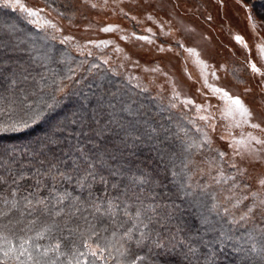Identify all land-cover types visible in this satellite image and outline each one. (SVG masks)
<instances>
[{
	"label": "snow or ice",
	"instance_id": "1",
	"mask_svg": "<svg viewBox=\"0 0 264 264\" xmlns=\"http://www.w3.org/2000/svg\"><path fill=\"white\" fill-rule=\"evenodd\" d=\"M113 3L119 7L125 0ZM129 3L170 38L169 47L157 46L159 52L172 51L174 45L187 54L186 62L191 58L200 67L205 102L183 96L168 77L167 104L160 94L151 97L153 111L139 98L148 92L139 77H128V84L136 80L128 88L111 78L120 76L118 71L102 66L109 59L75 61L68 51L58 50L52 41L72 44L80 56L91 57L92 48L113 43H80L63 35V27L48 16L56 11L73 25L78 11L74 0H66L64 11L53 9L48 0L43 7L0 0V7L19 11L36 29L29 32L7 20L0 24V264H264V173L253 187L247 183L248 167L237 162L264 168V137L244 131L264 133V71L252 61L245 38L235 34V42L248 51L247 67L261 77L253 101L258 107L253 108L228 85L209 82L210 67L212 78H221L217 66H210L196 45L189 46L194 27L173 29L170 21L156 18L154 13L165 11L164 0ZM218 3L224 6L223 0ZM81 4L106 8L109 0ZM236 4L245 12L264 61V37L258 31L264 30V3L259 20L255 5L245 0ZM119 12L129 16L124 8ZM130 19L141 22L135 15ZM213 19L205 16L207 22ZM91 28L89 23L85 31ZM99 31L124 30L109 24ZM144 31L151 35L132 32L120 39L154 44L156 33L150 27ZM201 39L210 37L201 34ZM115 51L124 53L118 46ZM123 59L139 66L127 53ZM218 67L227 72L226 65ZM144 71L167 77L158 66ZM253 91L245 87L244 94ZM179 107H194L203 126L183 115L159 118ZM213 109L229 129L241 130L238 137L229 132L231 157L213 148ZM36 128L40 134H31ZM205 149L215 155L205 156ZM196 156L203 157L199 164ZM213 185H228L227 194L221 198Z\"/></svg>",
	"mask_w": 264,
	"mask_h": 264
},
{
	"label": "rangeland",
	"instance_id": "2",
	"mask_svg": "<svg viewBox=\"0 0 264 264\" xmlns=\"http://www.w3.org/2000/svg\"><path fill=\"white\" fill-rule=\"evenodd\" d=\"M22 2L29 7H43L45 0H22ZM48 2L51 3L53 9L64 11L63 4L66 0H48ZM93 2H96L98 5L103 4V0H93ZM164 3L166 5L165 11L154 13L158 20L160 17H163L164 20L170 21V26L173 29L182 28L184 25H189L196 29V32L193 34L194 38L188 42L189 46L196 45L198 50L202 52V58L205 59L210 66H217L215 69L216 74L221 78L219 81L214 80L210 74L213 68L210 67L208 69L209 82L228 85L233 93L241 95L250 106L257 108L258 105L253 101L254 98L258 99L257 94L259 88L257 84L260 82L261 77L258 75L255 77L253 76L250 68L247 67L245 63V56L248 55V51L242 45L237 44L233 36L239 34L245 38L251 49L252 61L255 62L258 67H261L262 71H264V61H261L258 54V39L251 33L247 20L245 19V12L236 4V0H223V7L219 5L218 0H164ZM245 3L249 2L245 0ZM262 3H264V0L249 3L255 5L253 14L254 10L258 13L262 12L259 7ZM74 5L78 11L73 25L71 26L68 24L67 19L58 16L56 11H51V14L48 16L53 22L63 27V35H72L75 37L76 41L80 43H85L89 39L97 42L109 40L113 43L106 48H92L93 55L91 57L80 56L72 47V44L66 47L61 45L59 40L52 41L51 43L54 44L58 50L68 51L75 61L88 59L90 63H100L101 58L109 59V64L102 66L104 68L111 67L120 73L118 77H111L113 80H116V84L124 83L126 87L131 88L132 85L136 83V80L133 79L132 83L128 84V77H139L140 83L148 88V92L141 93L139 97L145 104L154 106L155 102L151 97L157 96L158 94L164 97V103L167 104V97L171 92L168 77L173 78L177 82L183 96L192 98L196 103L205 102V96H202L200 93H206L207 89L203 88L200 67L196 65L191 58H188L186 62L185 58L187 54L175 48L174 45H172V51L159 52L157 46L163 45L165 48L169 47L171 43L170 38L162 35L156 24L145 20L141 10L137 9L133 4H130L129 0H125V3L120 4L119 7L114 5L113 0H109L108 7L106 8L101 6L93 9L88 5L81 4V0H74ZM119 8H124V10L129 13V16H123L119 12ZM2 9L7 13H0V18L2 16L3 18H9L7 20L18 24L27 31H29L28 29H32L33 33L36 31L34 26L26 23L23 14L19 11L12 12L10 9ZM168 12H170L171 15L165 14ZM207 14L213 16V21L207 22L205 20ZM133 15L137 16L138 20L141 22L136 23V21L131 20L130 17ZM256 17L259 20V17ZM89 23L92 25V28L86 32L85 26ZM109 24L119 25L124 31L113 33L99 31L101 27ZM149 27L156 33V36L153 37L155 43L152 45L144 41L136 40L134 37L130 38L128 41L120 39L121 35H130L132 32H135L137 35H151L144 31V29ZM164 27L165 31H167L169 24H166ZM258 31L260 32V36L264 37V30L258 29ZM201 34L209 36L210 40L203 41L201 39ZM57 35L59 36L61 34ZM117 46L123 49L124 53L131 55L133 60H139V66L125 61L123 59L124 53L115 51ZM73 64L75 67V63ZM121 64H123L124 67H120ZM221 64L227 66V72L218 67ZM153 66H158L163 73H167V77L161 73L144 71L145 67ZM85 67H87V65ZM153 80L155 81L154 83L151 82ZM160 86H163V92H161ZM245 87L253 88V93L245 95ZM133 91L139 92V89H133ZM211 102L214 105L217 103L215 98H211ZM213 112L216 115V130L214 132L209 131V135L213 141V148L225 151L228 157H231L232 149L228 147L230 139L229 132L238 137L241 130L229 129L227 127L228 121L220 118V114L216 109H213ZM170 114L174 119L183 115L186 118L196 120V111L194 107H192L191 110L179 107L178 109L171 110ZM196 122L203 126V122L199 120H196ZM188 127L191 128L190 125ZM244 131H253L254 135L264 137V133L258 130L245 128ZM221 136H224L225 139H221ZM204 155L214 156L215 153H209L207 149H205ZM202 158L201 156L195 157L198 164ZM237 162L240 163L242 167H248L249 178L247 183L255 187L256 177L264 173V168L247 165L246 161H240L239 158H237ZM224 170L226 174L231 172L227 163L224 165ZM195 178L200 179L201 177L197 175ZM204 180L208 181V177L205 176ZM213 189L216 192H220L222 198L223 195L227 194L228 185H213Z\"/></svg>",
	"mask_w": 264,
	"mask_h": 264
},
{
	"label": "trees",
	"instance_id": "3",
	"mask_svg": "<svg viewBox=\"0 0 264 264\" xmlns=\"http://www.w3.org/2000/svg\"><path fill=\"white\" fill-rule=\"evenodd\" d=\"M246 1H248L249 3H254V2H258V1H260V0H246ZM0 13H7V12H6L5 10H3L2 8H0ZM254 14L260 18V15L262 14V12H261V13H258V12H256V11L254 10ZM0 19H1L0 24H3V22L6 21V20L9 19V18H3V16H2ZM7 21L13 23V22L10 21V20H7ZM28 30H29V32H32V31H33L32 29H28ZM73 65H74V64H73ZM73 65H72V66H73ZM54 67H55V66H54ZM73 67H74V66H73ZM60 70H61V71H64L65 69H64L63 66H60ZM117 80H118V79H117ZM114 81H116V80H114ZM117 82H118V81H117ZM153 111H155V107H154V106H153ZM169 114H170L169 112H168V113H165V112H164V113H161L159 118L166 119L167 116H168ZM40 131H41L40 128H36L35 131L32 132L31 134H40ZM9 135H12V134H9ZM5 142H7V141H5ZM17 142H18V141H17Z\"/></svg>",
	"mask_w": 264,
	"mask_h": 264
}]
</instances>
